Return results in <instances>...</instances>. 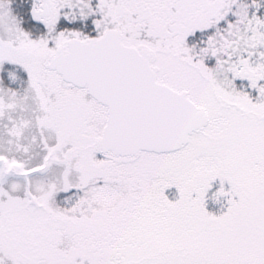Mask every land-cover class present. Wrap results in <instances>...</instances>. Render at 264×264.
<instances>
[{
    "label": "snow or ice",
    "instance_id": "6c2138e0",
    "mask_svg": "<svg viewBox=\"0 0 264 264\" xmlns=\"http://www.w3.org/2000/svg\"><path fill=\"white\" fill-rule=\"evenodd\" d=\"M0 264H264V0H0Z\"/></svg>",
    "mask_w": 264,
    "mask_h": 264
}]
</instances>
